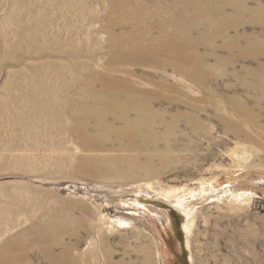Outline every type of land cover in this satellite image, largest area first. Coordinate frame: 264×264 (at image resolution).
Wrapping results in <instances>:
<instances>
[{"label":"rangeland","instance_id":"obj_1","mask_svg":"<svg viewBox=\"0 0 264 264\" xmlns=\"http://www.w3.org/2000/svg\"><path fill=\"white\" fill-rule=\"evenodd\" d=\"M206 1L219 10L221 0ZM172 4L173 0H0V252L16 242L26 252L22 262L70 264L60 255L66 246L77 244L71 253L74 264H110L109 254L113 264H264L260 149L225 136L223 125L208 124V134L196 135L180 124L186 137L166 153L167 161L153 152H137L143 163L149 156L156 158V176L147 177L141 169L97 162L104 153L55 134L50 113L42 112L51 91L78 85L92 71L101 73L110 65L113 56L125 50L126 41L117 40L120 35L134 44L132 56L142 48L141 36L171 35L173 29L159 25L173 14ZM247 5L264 7V0H249ZM233 12L225 8L226 16ZM247 12L231 20L228 35L236 41L226 44L218 35L197 47L186 44L191 68L180 57H168L162 42L144 44L145 50L153 47L161 53L166 68L129 65L147 79L139 87L150 92L149 80H164L169 86L191 89L200 83L193 76L182 78V72L183 67H193L196 74L210 76L201 86L226 92L230 85L231 92H244L236 75L246 77L245 68L264 77V11L257 18L251 17L256 13L252 9ZM132 16L141 24H126L124 18ZM245 33L253 45L247 46ZM199 35L192 33L194 38ZM71 62L78 65L76 73ZM202 62L208 66H200ZM259 74L250 80H258ZM156 91L163 87L158 85ZM152 105L172 113L186 110L172 100ZM211 114L207 109L203 115ZM237 147L244 148L246 159L235 154L242 151ZM185 207L194 215L188 231ZM48 223L54 226L51 238L61 241L52 250L46 243L31 244L32 235H20L28 228L41 235ZM10 261L0 255V264Z\"/></svg>","mask_w":264,"mask_h":264},{"label":"bare ground","instance_id":"obj_2","mask_svg":"<svg viewBox=\"0 0 264 264\" xmlns=\"http://www.w3.org/2000/svg\"><path fill=\"white\" fill-rule=\"evenodd\" d=\"M248 1L221 0L218 3L219 10H213L217 4L208 7L206 0H173V14L168 16L165 21L159 22L160 29H173V33L167 36L162 35V39L153 38L151 35L141 36L139 40L143 44L142 48H138L136 55L133 56L130 54V50L134 44L129 43V38H122L121 35L117 37L118 42L121 40L120 42L125 44L126 41L125 50L113 56L110 65L104 67L101 73L92 71L88 78L82 79V83L71 86L64 85L62 89H52L53 91L50 92V102L42 106L41 109L45 114L50 113L54 129L57 131L55 134L75 139L91 151L104 153L97 159V162L123 165L128 170L141 169L147 177L156 176V169L153 165V159L156 158L149 156L148 160L143 163L138 159L137 152H153L154 156L158 155L162 161H167L166 153L172 151L178 141L186 137V132L179 129L180 124L185 125L187 132L191 129L196 135L206 134L205 132L208 134L209 130L205 129L208 124H211L212 128L223 125L225 136L238 140L239 145L247 143L264 153V77H261L262 75L259 73H255L251 68H245L246 77L236 75L244 87V92H231L230 85L227 86L228 90L223 92L213 89L211 86H201L204 78H207L208 81L210 76L196 74L197 71L193 67L188 71L182 65L185 69L182 72V74L184 73L182 78L186 79V75L193 76L200 85L186 90L176 87L177 85L169 86L168 82L164 80L161 82L149 80L152 90L148 92L138 85V83L143 84L147 80L146 77L134 73L132 68L128 67L129 65L146 64L164 70L166 65L159 59L161 53L153 47L151 50H145L147 46L144 44L147 42L152 44L158 40V43H163V50L168 51V57H180L184 64H188L191 68V61L184 53L185 45L192 44L197 47L202 45L207 38H216L218 35L225 39L226 44L236 41V38L228 35L229 30H232L233 22L231 20H240L243 16L242 12L248 13L249 9L256 12L250 13L252 18L259 17L264 11V7H249ZM226 7L234 9L232 17L226 16ZM176 12L178 14H175ZM151 16L153 20L156 19L155 15ZM124 20L126 24H141V19L138 20L134 16L124 18ZM193 31L199 32L198 38L192 36ZM244 35H248L245 38L247 46L253 45L254 41L251 35L247 33ZM215 60L219 62L217 58ZM206 63L202 62L200 66H208ZM71 64H73L71 70L76 73L78 65L75 62H71ZM119 64H123L124 67L119 68ZM219 64L224 67V62ZM175 71L179 72L180 68L177 67ZM222 71L224 72L223 68ZM115 73H118L119 81L114 79ZM255 74H259L260 77L255 80L256 84L255 81L250 80ZM158 85L163 87V91H156ZM161 99L172 100L186 110H176L175 113H172L168 108L156 109L152 104ZM207 109L212 111L211 115H203ZM65 122H68V127ZM178 136L180 137L177 138ZM111 141H114L115 144H112L114 142L111 143ZM237 148L242 151H237L235 154L239 158L246 159L247 152L244 148ZM134 153L136 156H133ZM186 209H184V213L187 220L184 228L188 231L193 224L194 215ZM53 227L51 223H48L42 227L41 235H36L37 231L30 228L20 235H32L34 239L31 244L34 243L38 246L46 243L52 250L55 246H60L61 243L59 238L53 240V237L50 236ZM26 243L28 242H23V244ZM18 245L16 242L11 244L10 248L7 245L9 251L1 250L0 255L4 254L8 260H12L9 264H29L22 262L26 252L23 253L19 247L21 245ZM76 247L77 244L63 247V252L60 253L63 263L68 261L70 264H74L71 253ZM108 258L109 263L113 264L111 254L108 255Z\"/></svg>","mask_w":264,"mask_h":264}]
</instances>
